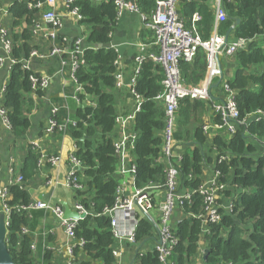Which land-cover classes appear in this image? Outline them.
Segmentation results:
<instances>
[{"label":"trees","instance_id":"1","mask_svg":"<svg viewBox=\"0 0 264 264\" xmlns=\"http://www.w3.org/2000/svg\"><path fill=\"white\" fill-rule=\"evenodd\" d=\"M143 14L151 16L156 10L155 0H137ZM84 22L91 25L88 37L89 47L85 52L75 79L82 86L75 103L59 101L62 108L54 117L61 124L70 119L75 126H68L66 135L76 142L75 156L82 163L78 173L84 191L78 192L76 199L91 212L80 221L75 234L77 240L84 242L74 255L83 252L89 259L83 264H116L113 256L114 236L108 210L114 208L119 186L118 159L115 155L114 132L117 85L118 52L111 47V35L118 21L117 9L112 0L94 4L86 0L76 3ZM226 21L219 24L218 33L226 36L233 28L229 39L253 40L248 48L238 52L234 59L238 69L228 85L236 93V103L240 121L233 135L219 132L213 140L212 152L217 153L214 170L220 173L218 181L228 185L224 196L234 199L232 213H224L222 221L208 226L204 234L209 254L204 264H264V48L255 38L264 35V0H222ZM178 11L191 28L192 18L199 15L195 23L202 40H210L214 32L215 12L209 0H183ZM14 24L23 19L31 27L41 17L39 10L31 9L26 0H15L10 9ZM239 21V23H238ZM24 30L15 37L23 42L18 48L14 45L11 58L16 64L10 67V79L6 86L4 106L9 110L12 132L24 137L32 127L30 118L33 102L26 95L33 92L31 72L24 69V61L29 58L33 47L32 30ZM148 35L153 36L149 33ZM206 55L200 49L192 63L181 62L182 81L187 87L198 86L206 75ZM164 71L151 60L143 64L135 86V92L142 98L140 112L133 122V129L139 137L134 143L136 160L135 185L144 188L151 184L164 185L165 167L161 162L165 129V106L157 98L164 92L162 84ZM38 94H42L38 92ZM89 100L88 106L83 103ZM94 103L93 105H90ZM211 103V102H209ZM206 102L185 98L177 111L178 131L174 138L181 140L191 137L190 124H194L191 149L185 153L177 169L180 172V191H195L203 183V171L209 165L206 154L207 136L203 131V117ZM65 106V108H64ZM253 116V118H252ZM216 124H220L217 116ZM60 135H64L60 133ZM84 140V141H83ZM226 157L219 161L220 157ZM40 154L30 146L24 159L20 175L23 184L9 186L11 207H28L32 204L25 185H29L39 170ZM203 207V199L198 193L185 203L183 212L198 215ZM27 211L16 212L13 208L7 236V246L16 264H34L32 239L23 235L29 226ZM154 227L148 219H141L136 232L139 243L136 264H161L159 254L152 248L142 252L143 246L153 239ZM178 245L170 257L173 264H193L200 250L203 226L200 220L186 218L177 227ZM51 253H46L49 263ZM203 260V259H202Z\"/></svg>","mask_w":264,"mask_h":264},{"label":"built area","instance_id":"2","mask_svg":"<svg viewBox=\"0 0 264 264\" xmlns=\"http://www.w3.org/2000/svg\"><path fill=\"white\" fill-rule=\"evenodd\" d=\"M78 0H27L31 9L41 12V17L32 26L33 35L50 40L53 45L52 55L63 57L68 56V65L71 68V75L75 79V73L83 64L85 52L88 49H96L86 46L84 38H78L73 43L67 39L59 37V31L64 27L66 18H72L78 22H83L84 17L80 13V9L76 3ZM94 4L106 2L108 0H86ZM117 9L118 19L125 13L138 14L143 22L144 29L153 34L150 45H140L138 55L135 58V67L129 82V88L132 96L137 102L135 113L128 116L117 115L115 119L118 139L115 140V155L118 159L117 176H129L134 184V188L126 193L123 185L120 184L117 190V200L114 208L107 211L111 217V227L114 236L113 256L117 259L120 257L119 248L116 247L122 240L133 245H139L136 240V232L141 219H148L154 227L153 239L150 243H154L153 249L159 254L161 264H173L170 261L172 252L178 245L177 227L179 223L174 220L176 210L183 212L185 203L190 202L192 195L198 193L203 199V207L198 215H187V218H195L200 220L203 226L202 239L205 240L204 234L208 232V226L218 224L222 221L224 213H232L234 210V199L224 205L222 203L224 192L228 190L227 184L218 181L220 173L214 171V177L202 184L195 190L180 191V172L177 166L180 162L173 159V143L176 130L177 111L180 102L185 98L199 100L202 102H212V88L216 84V80L222 79V88L225 98L218 102L212 103V109L220 118V124L215 125V129L233 135L239 124H245L246 121H240V112L236 103V93L231 90L228 82L224 80V73L220 65L219 59L221 55L234 56L238 52L248 48L253 40L235 39L226 43V36L218 33L219 24L226 21V12L222 7V0H217L214 7L215 25L214 32L210 40H202L195 23L200 20L199 15L192 18V26L189 28L185 20L178 11V5L183 0H155L156 10L151 16L143 14L139 6L130 0H112ZM61 3L65 9V16H61L53 9L57 3ZM48 7V8H47ZM254 41H256L254 39ZM153 46L152 52H148V47ZM13 39L8 30L0 29V49L5 54L0 55V70L5 66L6 61L11 63L10 66L16 64L11 58L13 50ZM202 49L206 55V75L204 80L194 87H187L182 81L181 62L191 63L196 58L199 50ZM148 60L153 61L161 66L164 71V92L157 98L164 103L165 106V129L163 132L164 146L162 158L168 161L165 168L164 185L151 184L144 188H137L135 185L136 160L134 157V143L138 139V133L131 129L130 125L135 120L136 115L141 110L142 98L136 94L135 86L142 66ZM64 64H66L64 62ZM117 67V85H124V73L119 71L118 66L121 61L115 62ZM24 69L30 72L28 65H23ZM33 83V92L45 91L49 86V79L39 78L32 74L30 77ZM76 81V79H75ZM76 97L83 92L82 86L76 81ZM7 86V85H6ZM6 86L0 88V133L4 130L12 131L9 121V110L4 106L6 95ZM67 98V97H66ZM62 107L57 106L51 110L52 118L50 119L48 130L50 133L58 131L66 132L68 126H75V122L67 119L59 124L54 117ZM65 108V106H64ZM66 108L68 105L66 104ZM210 126H204L203 131L208 133ZM1 141V135H0ZM161 158V159H162ZM226 157H220L219 161L225 160ZM70 172L67 178V184L76 192L84 191V186L80 183L78 173L82 170V163L75 156H70ZM58 158H50L49 162L56 164ZM1 163V158H0ZM17 184H23L24 179L19 174ZM164 189V199L161 203H157L154 190ZM235 198V197H234ZM9 200L8 188L0 187V215L3 214L6 224L9 227L10 215L14 208L16 212L45 210L50 212L60 227L64 228L68 239L73 240L75 245L68 250L69 258H75L74 252L77 248L82 249L84 242L76 239V228L80 221L84 220L91 212L87 210L81 203H75L74 211L80 215V220L65 219V210L62 206H49L45 203L31 204L28 207L7 205ZM158 209L159 215L154 216L153 213ZM28 228L23 229L22 234L27 235ZM201 239V240H202ZM149 243V244H150ZM201 243V242H200ZM207 244V243H206ZM150 250V249H149ZM205 250H201V256L204 260ZM148 251V250H147ZM145 252V251H143ZM42 264V263H37ZM72 264V262H70Z\"/></svg>","mask_w":264,"mask_h":264},{"label":"crops","instance_id":"3","mask_svg":"<svg viewBox=\"0 0 264 264\" xmlns=\"http://www.w3.org/2000/svg\"><path fill=\"white\" fill-rule=\"evenodd\" d=\"M130 2L138 5L137 0H130ZM14 3L15 0H0V29L4 28L8 30L14 45L18 48L23 42L19 38L16 42L15 37H19L23 34L24 30L28 28L31 29V27L28 26L24 19L18 24H14L16 19H14L10 13V9ZM209 3L214 9L217 0H209ZM53 9L61 16L66 15L64 6L60 2L57 3ZM39 15H41V12H39ZM65 21L64 27L59 31V37L61 39L67 38L70 44L71 42L73 43L75 39L84 38L86 46L89 45L88 37L92 30L91 25L84 21L78 22L72 18H66ZM148 34L149 31L144 29L142 19L138 14L125 13L118 19L111 35V47L118 52L121 61L118 68L120 72L124 73L125 77L124 85L116 87L114 92L118 115L128 116L135 113L137 102L132 96L128 85L135 67V58L138 55L139 46L150 45L153 39V36ZM255 40L256 42H263L264 35L255 38ZM30 44L33 49L30 52L29 58L21 62L29 66L30 72L34 76L49 79V86L45 91L40 92L42 94L32 92L26 95V99L33 102V108L30 115L32 127L24 137H17L12 131L3 130L0 133V187L9 188V186L17 184V177L20 174L29 147L34 146L41 156L39 170L34 180L29 185H25V188L30 194L32 203H45L49 206L60 205L63 208V205L66 204L74 211L76 194L74 189L68 186L67 178L70 172L69 159L76 151V142L70 135H66V133L60 135L58 131L50 133L47 130L50 119L52 118L51 110L61 105L59 101L62 102V100H66V104L75 103L77 84L74 77L71 75V68L68 65V56L65 55L60 57L52 55L53 45L50 40L36 37L32 34ZM262 47H264V45ZM147 49L148 52L154 51L152 44ZM0 55H5L1 49ZM4 58H6V56H4ZM64 62L66 64H64ZM219 62L224 73V80L228 81L233 79L239 67L234 56L221 55ZM10 65L11 63L6 61L3 69L0 70V88L6 86L9 82ZM219 82V79L216 80V84L212 88V102L206 104L205 115L203 117V125L210 126L206 135L208 140L205 146L210 163L203 171L204 181H208L214 177L215 167H213V165L215 163L214 161L217 159V153L212 152L211 149L214 137L221 131L215 129L217 115L212 109V103H218L225 98L222 82L221 84H219ZM88 102L89 100L84 102L83 105L88 106ZM90 105L94 106V103ZM133 122L134 120L131 122V129H133ZM194 128V124L189 125L191 131L190 138H184L179 141L174 138V161L179 162L185 153L191 149L190 143L193 142ZM176 131H178V125H176L175 132ZM114 139H118L116 129L114 132ZM52 157L58 158L56 164L49 162V159ZM161 162L164 167L167 168L168 161L162 158ZM119 181L120 184L123 185L126 193L134 188L133 181L129 176H120ZM154 194L156 195L157 203H161L164 199V189H156L154 190ZM233 196L235 197L236 193L230 198L225 195L222 203L227 205V203L232 200ZM156 210L157 211L153 214L154 216L159 215L158 209ZM28 213L30 222L27 228L29 231L28 234L32 239L31 246L34 264H70V262H72V264H83L89 261L88 257L83 252H80L73 260L69 258L68 250L75 245V242L67 238L64 228L59 226L50 212L45 210H33ZM186 218V215L182 213L180 209L176 210L174 220L177 223ZM153 246V242L150 244L147 243L146 246H143L141 251L152 249ZM116 247H118L120 251V257L116 259V264H136L135 259L138 253V245H133L126 240H122ZM206 247L207 244L205 240L202 239L198 256L193 264H204L201 250ZM47 252L51 253L49 263L45 260Z\"/></svg>","mask_w":264,"mask_h":264},{"label":"water","instance_id":"4","mask_svg":"<svg viewBox=\"0 0 264 264\" xmlns=\"http://www.w3.org/2000/svg\"><path fill=\"white\" fill-rule=\"evenodd\" d=\"M232 31H233V28L226 35V43L229 42V37ZM102 47L103 46L101 45L94 46V48L96 49L102 48ZM221 82H222V79H220L219 84H221ZM63 206L65 210V215H64L65 219L80 220V215L78 214V212L73 211L66 204H64ZM7 236H8V226L6 224L5 216L1 214L0 215V264H16L13 258L11 257L8 246H7ZM208 254H209V250H205L204 260L207 259Z\"/></svg>","mask_w":264,"mask_h":264},{"label":"rangeland","instance_id":"5","mask_svg":"<svg viewBox=\"0 0 264 264\" xmlns=\"http://www.w3.org/2000/svg\"><path fill=\"white\" fill-rule=\"evenodd\" d=\"M178 7H179V5H178ZM257 44L259 45V46H263L264 45V41L263 42H260V41H257ZM262 48H264V47H262ZM235 56V55H234ZM253 117V116H252ZM154 214V213H153Z\"/></svg>","mask_w":264,"mask_h":264},{"label":"flooded vegetation","instance_id":"6","mask_svg":"<svg viewBox=\"0 0 264 264\" xmlns=\"http://www.w3.org/2000/svg\"><path fill=\"white\" fill-rule=\"evenodd\" d=\"M74 192H75V194L77 195L78 192H76L75 190H74ZM77 202L80 203V201H79L78 199H76V202H75V203H77ZM81 204H82V203H81ZM74 205H75V204H74Z\"/></svg>","mask_w":264,"mask_h":264},{"label":"clouds","instance_id":"7","mask_svg":"<svg viewBox=\"0 0 264 264\" xmlns=\"http://www.w3.org/2000/svg\"><path fill=\"white\" fill-rule=\"evenodd\" d=\"M230 40V39H229ZM253 118V117H252ZM203 261H205V260H203Z\"/></svg>","mask_w":264,"mask_h":264}]
</instances>
